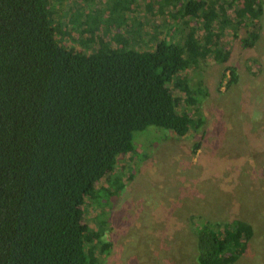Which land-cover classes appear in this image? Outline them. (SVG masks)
<instances>
[{
    "label": "trees",
    "instance_id": "16d2710c",
    "mask_svg": "<svg viewBox=\"0 0 264 264\" xmlns=\"http://www.w3.org/2000/svg\"><path fill=\"white\" fill-rule=\"evenodd\" d=\"M239 1L176 0L174 16L208 30L226 22L235 35L244 26L248 50L260 38L264 0H248L234 21L228 6ZM54 14L51 0H0V264H105L112 243L104 201L122 189L111 173L135 152L134 134L153 126L183 139L199 129L186 108L206 95L185 75L210 53L230 57L193 33L144 50L116 36L84 54L61 41ZM230 75L228 86L238 79L233 68ZM103 180L113 190L98 188ZM89 198L101 209L92 233L81 212ZM189 223L191 264H235L255 235L243 219L221 224L196 214Z\"/></svg>",
    "mask_w": 264,
    "mask_h": 264
},
{
    "label": "rangeland",
    "instance_id": "374dc122",
    "mask_svg": "<svg viewBox=\"0 0 264 264\" xmlns=\"http://www.w3.org/2000/svg\"><path fill=\"white\" fill-rule=\"evenodd\" d=\"M246 3L228 6L227 17L236 21ZM51 4L62 25L61 41L80 53L90 54L116 36L131 38L144 50L158 39L181 42L193 33L209 51L230 54L222 62L210 53L185 75L206 95L198 106L201 114L197 107L186 108L195 124L201 123L199 129L191 128L183 139L153 126L134 134L135 152L122 157L111 173V179L121 177L122 189L104 201L110 218L104 239L112 243L105 264H191L196 235L189 218L196 214L221 224L249 222L255 231L250 256L254 264H264V15L258 42L246 50L241 43L246 27L235 35L226 22L208 30L202 20L175 18L176 0ZM230 68L238 79L228 86ZM102 185L112 189L109 181L97 187ZM81 212L94 232L101 215L97 199H87Z\"/></svg>",
    "mask_w": 264,
    "mask_h": 264
},
{
    "label": "crops",
    "instance_id": "0c3cea01",
    "mask_svg": "<svg viewBox=\"0 0 264 264\" xmlns=\"http://www.w3.org/2000/svg\"><path fill=\"white\" fill-rule=\"evenodd\" d=\"M216 222H219L218 220ZM253 253H251L250 245L246 254H244L235 264H254V261L251 258Z\"/></svg>",
    "mask_w": 264,
    "mask_h": 264
}]
</instances>
